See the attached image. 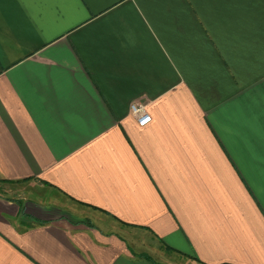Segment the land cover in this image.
I'll return each instance as SVG.
<instances>
[{
	"label": "crops",
	"instance_id": "0c3cea01",
	"mask_svg": "<svg viewBox=\"0 0 264 264\" xmlns=\"http://www.w3.org/2000/svg\"><path fill=\"white\" fill-rule=\"evenodd\" d=\"M148 247L264 264V0H0V264Z\"/></svg>",
	"mask_w": 264,
	"mask_h": 264
},
{
	"label": "rangeland",
	"instance_id": "374dc122",
	"mask_svg": "<svg viewBox=\"0 0 264 264\" xmlns=\"http://www.w3.org/2000/svg\"><path fill=\"white\" fill-rule=\"evenodd\" d=\"M21 184H24L23 186ZM13 186V190H17L19 191L20 193H22V191H24L25 194L23 195H27L29 193V196L31 197H45L47 200L49 199H55L54 198V194L55 193H49V192H42V191H39L37 188H36V185H34V183H12L11 184ZM24 187V188H23ZM15 195V193H13ZM18 195V194H17ZM58 199L59 201H62L63 204H66V205H69L71 203H69V201L67 199H61L59 196H58ZM69 203V204H67ZM73 208V207H72ZM87 217H84V219H86ZM89 223V222H87ZM89 225V224H88ZM123 227L119 230H122ZM129 242V241H128ZM145 243H150L149 241H144ZM149 246L152 245L151 243L148 244ZM145 250H147L148 253H151L154 255L153 258H155L156 260H160V261H163L164 263H169V264H198L193 258L191 257H185V256H178V255H175V254H168V253H165V252H162V254H160L159 252H157L156 250L152 251L153 249L151 248H145Z\"/></svg>",
	"mask_w": 264,
	"mask_h": 264
},
{
	"label": "built area",
	"instance_id": "2783aa9c",
	"mask_svg": "<svg viewBox=\"0 0 264 264\" xmlns=\"http://www.w3.org/2000/svg\"><path fill=\"white\" fill-rule=\"evenodd\" d=\"M130 115L140 127L148 125L151 121V117L146 111V106L142 103H132L130 105Z\"/></svg>",
	"mask_w": 264,
	"mask_h": 264
}]
</instances>
